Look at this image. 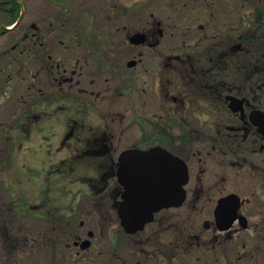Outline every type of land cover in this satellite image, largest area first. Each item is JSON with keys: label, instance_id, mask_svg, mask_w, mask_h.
I'll list each match as a JSON object with an SVG mask.
<instances>
[{"label": "flooded vegetation", "instance_id": "af4514ba", "mask_svg": "<svg viewBox=\"0 0 264 264\" xmlns=\"http://www.w3.org/2000/svg\"><path fill=\"white\" fill-rule=\"evenodd\" d=\"M93 1L115 12L108 33L61 35L52 50L47 36L25 34L29 103L0 133V169L32 187L0 210L15 219L0 224V264H117L67 260L113 217L136 240L111 238V254L121 245L137 259L123 264H264V0ZM151 8L170 9L172 32ZM130 15L137 28L121 24ZM104 38L126 42L130 57L119 64L90 43ZM156 147L184 163L183 192L173 186L171 204L128 232L119 157ZM82 200L95 228L79 221L71 243L67 210L76 223Z\"/></svg>", "mask_w": 264, "mask_h": 264}, {"label": "rangeland", "instance_id": "374dc122", "mask_svg": "<svg viewBox=\"0 0 264 264\" xmlns=\"http://www.w3.org/2000/svg\"><path fill=\"white\" fill-rule=\"evenodd\" d=\"M25 2V9L18 26L15 28L8 25L9 29L5 28L4 30L6 31L0 35V133L4 135L3 137L10 132V125L13 123L12 118L14 117L12 113L16 111L15 109H20L21 111L22 106H24V104H21L20 99L25 101V106L29 103V100L27 101L30 97L28 81L30 80V70H33V64L30 61V48L27 45L30 38L27 39L25 34L37 32L39 35L47 36L46 40H48L47 42L51 46L50 50L59 49L61 35L71 40L75 38L77 32H88L91 35L96 32L108 33L109 31L106 30V27L111 24V21L106 20H110V15H115V12L109 8H99L93 0H66L61 6L56 5L53 0H25ZM148 11L158 12L165 20L166 25L164 26H167L170 32L173 31V21L172 19H168L170 9L151 8ZM105 17L107 18L105 19ZM1 20L9 22L8 17L4 14H2ZM121 24L133 28L139 26V24L133 22L132 15L127 19H123ZM49 35L51 37H48ZM90 43L92 45L99 43L100 49H103L107 53L114 51L116 55L113 56V59L119 64L124 61L126 56L129 58L132 53H130L132 48L121 39L110 40L104 38L98 41L92 40ZM165 47L164 44L163 48ZM82 48L84 49L83 46ZM40 62L42 63V61ZM38 70V67H36V72ZM25 148L26 145L24 146ZM20 160L26 163L33 161L30 157L24 160L20 158ZM56 160L58 158H54L51 163ZM1 166L3 167L2 164ZM0 171V188L2 189H0V210L3 212L9 202L23 203L24 199L21 191H27L32 186L31 184H27L26 177H23L22 181L18 182L13 175V169H5L3 167ZM18 183L20 184L18 185ZM2 185L3 188L1 187ZM70 186L75 192L81 187L74 184ZM35 202H38V200H35ZM75 204L77 208L76 212H78L77 218L75 217L76 223L71 219V216L73 217L71 210H67L71 215L70 223L67 225V237L69 238L70 236L71 243L74 239V233H76L75 228L78 227L79 221L89 219L90 222L86 224L89 228H95V223L92 221L93 218L87 217L88 209H90L89 203L82 200V206L79 207V204ZM55 217L59 218V215ZM3 219L6 225H11L15 221V219L8 215H0V224L3 223ZM35 224L38 227L43 226L45 222L41 218V220H36ZM96 224L97 226L99 225L97 222ZM101 228L102 231H100ZM100 229H98L99 231L96 230L98 232L97 236L93 238L92 246L89 249L82 250L81 248L75 249L74 247H70L68 252L71 251L72 253L68 254L67 260H109L112 263L117 261V264H123L122 260H137L132 258L128 251L121 248V245L124 246L125 243H130V245L135 246L136 240L127 236L123 230H119V224L115 221L114 217L109 221H104L100 225ZM114 236L116 237L115 242L118 244L121 243V245H118L115 253L111 254L114 251L111 247V238ZM42 239H46V234L43 233V229L40 232L39 241ZM138 246L140 248V245ZM77 251H80L81 254L76 253Z\"/></svg>", "mask_w": 264, "mask_h": 264}, {"label": "water", "instance_id": "95a60500", "mask_svg": "<svg viewBox=\"0 0 264 264\" xmlns=\"http://www.w3.org/2000/svg\"><path fill=\"white\" fill-rule=\"evenodd\" d=\"M117 174L125 186L119 217L128 232L142 229L156 211L170 205L169 190L174 186L183 192L186 181L184 163L159 147L123 152Z\"/></svg>", "mask_w": 264, "mask_h": 264}, {"label": "trees", "instance_id": "16d2710c", "mask_svg": "<svg viewBox=\"0 0 264 264\" xmlns=\"http://www.w3.org/2000/svg\"><path fill=\"white\" fill-rule=\"evenodd\" d=\"M58 3L61 0H55ZM21 12V0H0V35L4 33V26L7 25L8 22H4L1 20L2 14L6 15L9 19V23H15L20 16Z\"/></svg>", "mask_w": 264, "mask_h": 264}]
</instances>
